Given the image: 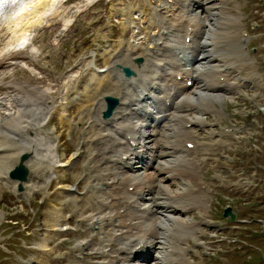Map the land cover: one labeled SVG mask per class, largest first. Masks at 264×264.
Wrapping results in <instances>:
<instances>
[{
  "label": "bare ground",
  "instance_id": "bare-ground-1",
  "mask_svg": "<svg viewBox=\"0 0 264 264\" xmlns=\"http://www.w3.org/2000/svg\"><path fill=\"white\" fill-rule=\"evenodd\" d=\"M15 1L16 5L13 4ZM61 1L0 0V72L9 75L18 68L17 62L28 59L19 46L29 41L33 33L56 27L62 21L65 28L53 39V42L60 41V36L68 30L80 10L78 5L65 6L68 0ZM99 1L94 0L92 4ZM230 1L233 0H171L170 3L156 0L153 7L149 0L152 13L137 10L141 16L149 15L151 20L145 21L142 17L144 36L139 37L136 31L132 33L134 40L146 41L145 47L135 49L140 43L134 41L135 45L129 44L110 56L102 78L97 80L96 75L91 78L95 89L92 94H85L84 107L91 131L89 162L93 165L89 172L95 173L91 181H96L95 186L101 188H97L99 195L95 198L96 193L88 197V200H94L90 204L92 211L87 216L81 214L78 222L84 220L96 224L100 220L103 227L101 225V238L96 246L93 238L79 242L78 246L83 251L91 248L92 254L102 259L100 264H192L190 252L201 244L198 233L204 232L200 224L206 223L210 198L205 194L207 188L201 180L203 159L189 157L193 151L194 154L199 152L191 130L205 124L199 117L203 113H217L214 103L220 104L231 91L240 90L234 71H228L233 69L228 65L234 59L223 56L216 48L223 40L230 45L242 40L236 35L241 15L231 14L227 6ZM160 6L168 16L157 11ZM51 7L56 10L51 12ZM231 22L236 31L226 30ZM138 57H142L141 62L133 64L132 60ZM237 60L241 62L235 66L238 69L243 66L253 68L246 63L247 59ZM120 66L129 67L135 74L125 77ZM252 75L241 80L254 82ZM33 77L7 83L6 78L1 79L4 83L0 84V191L6 187L17 191V182L8 174L21 153L38 154L34 137L28 139L27 136L33 126L44 129V123L36 119L39 115L47 118L48 88L37 86L39 77ZM112 93L119 96V103L109 118H103V97ZM190 110L194 112L192 116L188 114ZM78 119L81 122L83 116ZM48 135L45 133V144L38 143L43 150L41 156L38 154V161L32 162L34 171L54 167V148ZM21 137L28 140L19 141L17 138ZM162 137L166 145L160 142ZM172 139L179 143H171ZM188 142L193 143V151L188 150ZM13 146L18 148L10 150ZM71 160L65 165H70ZM73 179L77 180L78 176ZM176 179L186 183L182 184L183 189L180 187L181 191L178 188L173 194L166 182L177 185ZM28 180L22 183V192L26 191L24 187L30 183ZM192 209L204 216L195 225L187 216ZM182 215L186 217L181 219ZM62 230L58 227L57 230L50 229ZM190 240L195 242L190 244Z\"/></svg>",
  "mask_w": 264,
  "mask_h": 264
},
{
  "label": "rangeland",
  "instance_id": "rangeland-1",
  "mask_svg": "<svg viewBox=\"0 0 264 264\" xmlns=\"http://www.w3.org/2000/svg\"><path fill=\"white\" fill-rule=\"evenodd\" d=\"M68 1L65 6L78 5L80 10L68 30L60 36V41L53 42V39L55 34L59 35L60 30L65 28L62 21L55 28L33 33L30 45L21 49L30 59L17 62L18 68L9 72V75L5 71L0 72V84L4 83L2 78H6L7 83L37 76L36 85L48 88L47 118L45 120L42 115L37 119L34 117L41 124L44 123V129L42 131L33 126L27 137H34L35 150L40 156L43 147L39 144H45V133L50 135L54 148V167L37 171L33 170L35 167L32 162L38 161L39 155L23 152L28 153L25 164L30 170V183L24 187L25 192H15V189L7 187L0 191V264L102 262L97 254H92L91 248L83 251L78 246L79 242L90 238H93L96 246L102 233L100 220L96 224L84 220L78 222L81 214L87 216L92 211L93 206L90 204L94 200H88V197L96 193L95 198L99 195L97 188H101L95 186L96 181H91L95 173L89 172L93 164L89 162L88 140L91 131L85 119V94H92L95 89L91 79L93 75L97 76V80L105 75L106 64L112 58L110 56L129 44L135 45L139 40H134L133 32L136 31L139 37L144 36L145 19L151 20L149 15L141 16L138 11L149 10L152 13L153 9L150 10L149 0H101L96 4H92L94 0ZM150 1L149 4L155 7L156 0ZM227 6L232 15H241L236 35H240L242 40L231 45L223 40L217 43L216 48L223 56L234 59L228 65L234 70L228 71H234L240 90L231 91L220 104L214 103L217 113L198 115L205 124L191 130L194 141L199 145V152L194 154L188 146V150L193 151L189 157L204 161L200 164L201 180L207 188L205 194L210 198V207L205 213L206 223L200 224V229L204 231L198 233L202 238L198 241L201 244L190 252V263L264 264V5L263 0H233ZM55 7L58 8L57 4ZM54 8L51 7L50 11H55ZM161 9L160 6L157 11L168 16L166 10ZM122 26H125L124 29ZM226 30L236 31L234 22L227 24ZM141 40L135 49L145 47L146 41ZM241 57L247 59L246 63L253 68L235 67L241 63L237 60ZM189 59L192 61L193 55ZM250 75L254 82L249 80L245 83L241 80L249 79ZM110 95L119 97L115 93ZM188 114L192 116L193 110ZM80 115L83 116L81 122L78 119ZM23 138L26 137L17 139L21 141ZM39 138L42 139L38 141ZM162 140L163 137L160 142L166 145ZM175 141L172 139L171 143ZM16 147H10V150H16ZM70 159L71 164L65 165ZM74 176H78V181H74ZM180 180L176 179L177 185L166 182L171 193L176 194L178 188H184L182 184L186 182ZM75 198L77 201H74ZM227 205L236 214L233 221L222 216ZM187 213L193 225L204 217L198 214L197 209ZM185 217L182 215L180 218ZM57 227L63 232L50 231L51 228L57 230ZM193 242L190 240V244Z\"/></svg>",
  "mask_w": 264,
  "mask_h": 264
},
{
  "label": "water",
  "instance_id": "water-1",
  "mask_svg": "<svg viewBox=\"0 0 264 264\" xmlns=\"http://www.w3.org/2000/svg\"><path fill=\"white\" fill-rule=\"evenodd\" d=\"M140 60L141 59L138 58L136 59V62H139ZM121 69L124 72L125 76L127 77L134 74V71H132L127 66H121ZM103 98L106 101V109L103 111V117L107 118L111 115L114 107L118 104V98L110 95H105ZM27 157L28 155L26 153H22L18 158L17 165L9 172V176L12 179H16L18 181L17 183L18 191L23 190L22 182L27 179L28 169L23 163ZM223 215L224 216L230 215V220H233L235 217L234 213L231 212V208L229 206L224 209Z\"/></svg>",
  "mask_w": 264,
  "mask_h": 264
}]
</instances>
